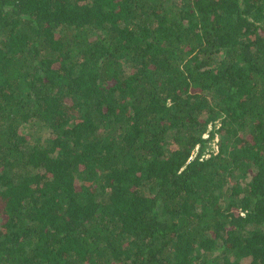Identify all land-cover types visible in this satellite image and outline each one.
I'll use <instances>...</instances> for the list:
<instances>
[{"label": "trees", "instance_id": "obj_1", "mask_svg": "<svg viewBox=\"0 0 264 264\" xmlns=\"http://www.w3.org/2000/svg\"><path fill=\"white\" fill-rule=\"evenodd\" d=\"M0 264H264V0H0Z\"/></svg>", "mask_w": 264, "mask_h": 264}, {"label": "rangeland", "instance_id": "obj_2", "mask_svg": "<svg viewBox=\"0 0 264 264\" xmlns=\"http://www.w3.org/2000/svg\"><path fill=\"white\" fill-rule=\"evenodd\" d=\"M25 131H26L27 133L30 132V131H28L27 129H25ZM25 131H24V132H25ZM41 131H42V130H41L40 128L37 127V128H34V129L31 131L32 133L30 132V133H31V139H32V141H36V142H38L37 139H38V136H39V134L41 133ZM43 134H46V132L43 133ZM43 134H42V135H43ZM42 135H41V136H42ZM217 140H218V139L216 138V139H214V141L210 142V147H211L212 149H214V150L217 149V145H216Z\"/></svg>", "mask_w": 264, "mask_h": 264}]
</instances>
